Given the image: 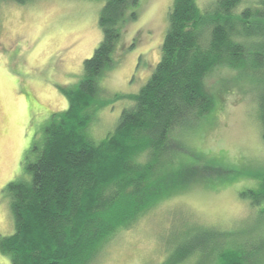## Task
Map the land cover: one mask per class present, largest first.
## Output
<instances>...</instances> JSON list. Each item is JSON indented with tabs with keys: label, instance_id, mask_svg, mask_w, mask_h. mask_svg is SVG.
Returning a JSON list of instances; mask_svg holds the SVG:
<instances>
[{
	"label": "trees",
	"instance_id": "16d2710c",
	"mask_svg": "<svg viewBox=\"0 0 264 264\" xmlns=\"http://www.w3.org/2000/svg\"><path fill=\"white\" fill-rule=\"evenodd\" d=\"M242 2L216 0L200 9L195 0H173L152 74L138 92L114 96L128 106L111 131L92 139L94 102L100 108L107 101L99 99V82L117 65L115 43L124 24L135 20L137 5L105 0L98 18L102 40L78 82L61 89L66 110L50 117L44 140L29 148L22 173L1 192L15 229L0 242L10 264H97L133 229L159 232L152 238L156 264H264L263 220L249 229L240 223L246 216L218 230L167 204L195 184H209L210 176L200 179L185 157L190 152L173 138L181 141L177 134L211 112L220 95L206 82L216 69L246 79L264 140V0ZM240 196L251 199L253 209L264 203V174L257 191ZM253 209L249 213H264Z\"/></svg>",
	"mask_w": 264,
	"mask_h": 264
},
{
	"label": "rangeland",
	"instance_id": "374dc122",
	"mask_svg": "<svg viewBox=\"0 0 264 264\" xmlns=\"http://www.w3.org/2000/svg\"><path fill=\"white\" fill-rule=\"evenodd\" d=\"M172 1L137 0L135 20L124 24L115 43L113 59L117 65L99 82V99L107 101L103 100L106 105L100 108V102H94L87 130L92 139L111 131L128 106L127 101H114V96L138 92L152 74L160 58ZM195 1L202 9L216 0ZM104 2L32 0L18 5L0 1V242L15 231L8 201L1 192L22 173L29 148L44 140L50 117L66 110L61 89L78 82L83 62L91 58L102 40L98 18ZM244 81L236 71L216 69L206 82L220 95L214 97L211 112L175 136L182 142L173 138L189 154H200L217 166L197 162L186 153L198 167L200 179L210 176L205 179L209 184H195L167 204L187 209L197 221L218 230L228 231L246 216L240 223L249 229L254 222L264 221V213H249L251 199L240 196L257 191L264 174L262 130ZM253 210H264V203ZM158 233L133 229L121 234L97 264H156L160 256L154 253L152 238L157 239ZM0 264L10 262L0 254Z\"/></svg>",
	"mask_w": 264,
	"mask_h": 264
}]
</instances>
